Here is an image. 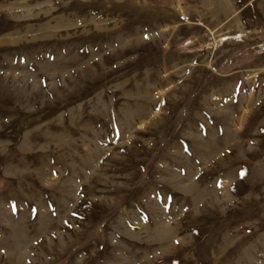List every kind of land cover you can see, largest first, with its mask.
Returning a JSON list of instances; mask_svg holds the SVG:
<instances>
[{"label":"rangeland","instance_id":"rangeland-1","mask_svg":"<svg viewBox=\"0 0 264 264\" xmlns=\"http://www.w3.org/2000/svg\"><path fill=\"white\" fill-rule=\"evenodd\" d=\"M0 264H264V0H0Z\"/></svg>","mask_w":264,"mask_h":264}]
</instances>
